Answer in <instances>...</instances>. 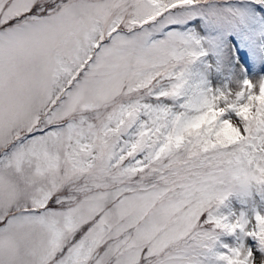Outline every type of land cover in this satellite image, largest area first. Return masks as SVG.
Masks as SVG:
<instances>
[{"label":"snow or ice","instance_id":"obj_1","mask_svg":"<svg viewBox=\"0 0 264 264\" xmlns=\"http://www.w3.org/2000/svg\"><path fill=\"white\" fill-rule=\"evenodd\" d=\"M0 264H264V0H0Z\"/></svg>","mask_w":264,"mask_h":264}]
</instances>
